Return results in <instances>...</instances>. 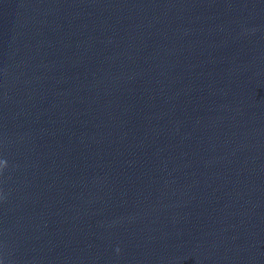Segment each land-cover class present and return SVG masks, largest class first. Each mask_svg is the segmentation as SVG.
Wrapping results in <instances>:
<instances>
[{
	"label": "clouds",
	"instance_id": "clouds-1",
	"mask_svg": "<svg viewBox=\"0 0 264 264\" xmlns=\"http://www.w3.org/2000/svg\"><path fill=\"white\" fill-rule=\"evenodd\" d=\"M6 167H7V162L3 161V160H0V171H2Z\"/></svg>",
	"mask_w": 264,
	"mask_h": 264
}]
</instances>
